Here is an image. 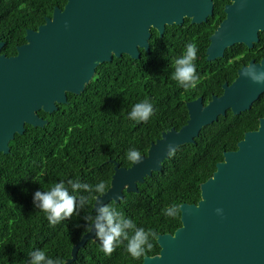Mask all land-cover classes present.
Listing matches in <instances>:
<instances>
[{"label": "trees", "instance_id": "16d2710c", "mask_svg": "<svg viewBox=\"0 0 264 264\" xmlns=\"http://www.w3.org/2000/svg\"><path fill=\"white\" fill-rule=\"evenodd\" d=\"M67 1L0 0V39L5 42L2 54L17 55V48L26 43L27 31L37 30ZM204 26H193L189 21L183 26H168L163 37L152 30L149 53L141 49L138 60L123 55L100 65L83 94H68V104L59 105L53 114L40 112L49 123L43 128L26 125V132L10 143L11 152L0 153V264H25L36 249L63 264L71 258L73 247L90 231L84 217L95 215L99 194L72 193L68 186L70 193L87 195L89 201L77 209L79 215L74 213L53 226L35 207V192L69 179L90 185L102 181L107 191L114 173L110 160L131 165L126 157L129 149L147 154L162 132L181 128L188 119L187 98L181 97L179 84L170 78L172 61L193 42L198 48L195 65L208 66L211 30ZM145 99L153 104L154 112L147 122L138 123L129 113ZM263 116L264 98L240 115L228 111L205 127L194 144L179 147L160 172L139 184V193H125L120 204L108 203L138 228L156 232L155 238L149 237L153 247L143 256L133 258L126 250V240L107 255L95 237L80 249L72 264H142L145 257L159 254L158 236L173 234L182 225L181 211L170 217L164 210L174 204H197L201 184L213 176L224 153L237 150L245 134L258 129Z\"/></svg>", "mask_w": 264, "mask_h": 264}, {"label": "water", "instance_id": "95a60500", "mask_svg": "<svg viewBox=\"0 0 264 264\" xmlns=\"http://www.w3.org/2000/svg\"><path fill=\"white\" fill-rule=\"evenodd\" d=\"M260 1L264 0H236L235 9H246L245 30L226 42L222 25L211 38L207 60L223 57L231 43L252 46L258 40V31L264 29V16L257 11ZM213 4V0H68L37 30L27 31L17 55L2 54L5 42L0 39V153L11 152L10 143L26 132V125L43 128L49 123L40 112L53 114L59 105L68 104V94H83L100 65L123 55L140 59L141 49L151 51L152 30L163 37L168 26H181L185 19L205 23ZM253 65L264 67V60ZM242 71L232 92L208 105L202 99L188 103V123L178 131L163 132L147 155H141L143 163L126 168L111 160L115 169L110 187L97 196L93 210L98 199L120 204L125 193H139V184L160 172L170 158L168 144L177 149L194 144L205 127L229 110L236 116L251 110L264 93V84L243 77ZM200 189L197 204L180 206L181 227L159 235L160 253L145 257L142 264H264V117L237 150L224 153ZM95 237V229L86 233L65 264L76 261L80 249Z\"/></svg>", "mask_w": 264, "mask_h": 264}, {"label": "clouds", "instance_id": "9594fccd", "mask_svg": "<svg viewBox=\"0 0 264 264\" xmlns=\"http://www.w3.org/2000/svg\"><path fill=\"white\" fill-rule=\"evenodd\" d=\"M236 0H234V4ZM197 45L189 42L185 46L184 53L172 61L174 71L171 79L176 81L181 87L188 89L194 88L199 83L200 77L197 75L195 60L197 59ZM241 75L252 80L254 83L264 84V67L255 65L245 68ZM154 112L153 104L145 99L142 102L135 104L129 117L136 122H147ZM177 146L172 144L167 145V155L172 157L175 155ZM127 159L133 164L143 163V157L137 149H129L126 153ZM72 193L87 192L98 193L101 197L106 191L104 182H99L96 185L81 183L79 179H69L66 183L61 180L55 183L50 189L44 191H36L34 196V205L47 216L51 225H56L64 219L70 218L74 213L79 215L77 209L83 208L89 201L87 195H74L69 192V187ZM218 214L223 213L222 209L216 210ZM180 212L179 205H172L164 210L166 216L175 217ZM88 221L86 227L91 232L95 229L96 238L101 242L102 251L110 255L117 245L126 240V250L133 258H140L150 250L153 245L149 241V237L155 238L156 232L152 230L146 231L144 228H138L130 218H125L111 204H105L101 199L97 200L95 207V215L85 216ZM129 230H132V235H129ZM30 259L25 264H63L60 259L49 258L44 250L36 249L29 253Z\"/></svg>", "mask_w": 264, "mask_h": 264}, {"label": "flooded vegetation", "instance_id": "af4514ba", "mask_svg": "<svg viewBox=\"0 0 264 264\" xmlns=\"http://www.w3.org/2000/svg\"><path fill=\"white\" fill-rule=\"evenodd\" d=\"M213 2V14L209 16L207 22L202 23L206 25L204 26L205 28L211 30V33L208 36L209 43L206 49L207 58V51L213 43L211 38L222 25H224L223 38L224 41L227 42L229 41V39H235L244 32L247 20L246 14L244 13L246 12V9L241 7L235 9L233 7L234 0H213ZM257 11L262 12L264 16V1H260V7ZM187 21L191 23L190 19H185L183 25ZM202 24L192 25L195 26ZM257 37L258 40L253 42L252 46H249L248 44L242 42L229 44L224 49L223 57L214 60H207L206 58L208 66L196 63L197 75L200 77L199 83L194 88L185 89L180 85L178 88V92L181 94V97L187 98L185 100L186 105L198 99H202L203 104L208 105L213 98L222 97L226 91H229V93L232 92V88L235 82L240 78V72L244 68L249 67L252 62L254 64H260L264 60V29L258 31ZM218 43L220 44L221 42L215 41V44ZM260 98H264V93L260 96ZM187 115L188 119L186 120V123L181 126V128L188 123V120L190 118L188 108ZM181 128L177 129L175 127H172L171 129H175L178 131ZM109 162L110 164H112L114 170L115 164L111 163V160ZM119 164L121 167L129 168L133 163L127 166H124L121 163Z\"/></svg>", "mask_w": 264, "mask_h": 264}]
</instances>
